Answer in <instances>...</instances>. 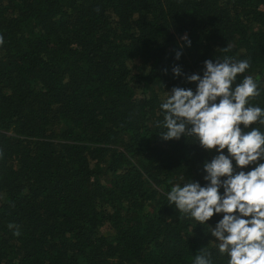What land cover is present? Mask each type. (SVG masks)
Instances as JSON below:
<instances>
[{
    "label": "trees",
    "instance_id": "1",
    "mask_svg": "<svg viewBox=\"0 0 264 264\" xmlns=\"http://www.w3.org/2000/svg\"><path fill=\"white\" fill-rule=\"evenodd\" d=\"M0 37V264H192L200 248L227 264L219 217L167 205L214 153L163 141L159 105L195 87L172 66L228 55L264 108V0H0Z\"/></svg>",
    "mask_w": 264,
    "mask_h": 264
},
{
    "label": "clouds",
    "instance_id": "2",
    "mask_svg": "<svg viewBox=\"0 0 264 264\" xmlns=\"http://www.w3.org/2000/svg\"><path fill=\"white\" fill-rule=\"evenodd\" d=\"M180 40L176 60L192 43L187 33ZM220 50L227 53L230 45ZM249 67L248 59L228 55L205 59L200 72L191 74L172 66L174 77L195 87L166 91L159 105L163 119L157 122L163 141L183 136L214 153L202 162L203 183L182 176L165 196L167 205L196 225L219 217L207 225L227 264H264V131L255 126H264V108L250 103L261 89L253 76L242 75ZM8 228L20 234L18 225ZM192 264H213L211 253L200 248Z\"/></svg>",
    "mask_w": 264,
    "mask_h": 264
}]
</instances>
